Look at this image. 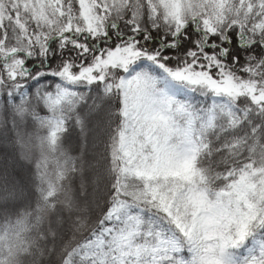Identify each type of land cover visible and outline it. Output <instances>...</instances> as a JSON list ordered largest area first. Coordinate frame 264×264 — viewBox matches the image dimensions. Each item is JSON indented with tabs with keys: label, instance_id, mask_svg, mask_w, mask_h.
<instances>
[{
	"label": "snow or ice",
	"instance_id": "1",
	"mask_svg": "<svg viewBox=\"0 0 264 264\" xmlns=\"http://www.w3.org/2000/svg\"><path fill=\"white\" fill-rule=\"evenodd\" d=\"M0 264H264V0H0Z\"/></svg>",
	"mask_w": 264,
	"mask_h": 264
}]
</instances>
